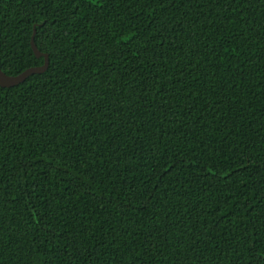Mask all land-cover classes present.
<instances>
[{"label": "trees", "instance_id": "16d2710c", "mask_svg": "<svg viewBox=\"0 0 264 264\" xmlns=\"http://www.w3.org/2000/svg\"><path fill=\"white\" fill-rule=\"evenodd\" d=\"M33 35L0 264H264V0H0L8 75Z\"/></svg>", "mask_w": 264, "mask_h": 264}, {"label": "water", "instance_id": "95a60500", "mask_svg": "<svg viewBox=\"0 0 264 264\" xmlns=\"http://www.w3.org/2000/svg\"><path fill=\"white\" fill-rule=\"evenodd\" d=\"M35 32H36V30H34V34H35ZM32 47H33L37 56L45 55V63L43 65H40V66L29 67L25 71H23L22 73H20L18 75H8L6 72H4L0 68V85L1 86L10 87V86L17 85V84L25 81L26 78H28L30 75L35 74V73H41V72H44L47 70L49 63H50L49 57L47 54H44L43 52H41L39 50L38 46L35 43L34 35L32 37Z\"/></svg>", "mask_w": 264, "mask_h": 264}]
</instances>
